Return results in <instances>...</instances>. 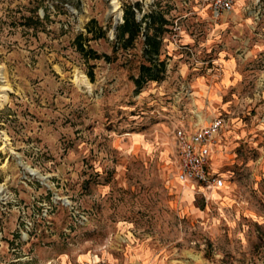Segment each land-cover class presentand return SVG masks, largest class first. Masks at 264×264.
Masks as SVG:
<instances>
[{"label":"rangeland","instance_id":"rangeland-1","mask_svg":"<svg viewBox=\"0 0 264 264\" xmlns=\"http://www.w3.org/2000/svg\"><path fill=\"white\" fill-rule=\"evenodd\" d=\"M112 1L0 0V264H264V0ZM135 3L164 21L140 89L144 35L114 49ZM197 113L223 119L220 188L177 178Z\"/></svg>","mask_w":264,"mask_h":264},{"label":"built area","instance_id":"built-area-1","mask_svg":"<svg viewBox=\"0 0 264 264\" xmlns=\"http://www.w3.org/2000/svg\"><path fill=\"white\" fill-rule=\"evenodd\" d=\"M112 1V0H111ZM215 17L232 11L238 0H204ZM223 125V119L213 117L208 123L193 130L183 126L173 130V140L178 157L179 181L196 182L205 187L220 188L222 178L210 170V150ZM90 264H101L93 261Z\"/></svg>","mask_w":264,"mask_h":264},{"label":"trees","instance_id":"trees-1","mask_svg":"<svg viewBox=\"0 0 264 264\" xmlns=\"http://www.w3.org/2000/svg\"><path fill=\"white\" fill-rule=\"evenodd\" d=\"M135 8H139L138 3L124 9L123 22L115 27L114 49H127L134 44L139 35H144L142 55L145 62L139 65L138 76L133 78L136 88L140 89L148 81H160L163 78L165 64L163 60L159 59L158 55L161 44V25L164 21L161 17L153 15V13L138 21L135 18ZM149 31H152L151 35L148 34ZM76 46L82 53H85V49L83 45L78 43V39ZM93 57L97 58L99 54L94 53ZM103 57H107V55L103 54Z\"/></svg>","mask_w":264,"mask_h":264},{"label":"crops","instance_id":"crops-1","mask_svg":"<svg viewBox=\"0 0 264 264\" xmlns=\"http://www.w3.org/2000/svg\"><path fill=\"white\" fill-rule=\"evenodd\" d=\"M196 84H197L198 90H197L196 95H195L196 96L195 100H196V102H197V104L199 106H202V102H203V100H205L206 95L208 96L210 93L207 91V88L204 86V84L201 83L200 81L196 82ZM194 116L195 117H192V120L190 122H188L187 124L184 123L181 126L187 128V129L193 130V129L197 128V127H200L202 125H205L206 123H208L212 119L210 117H203V113H201V114L200 113H197ZM219 117H221V116H219ZM177 127H179V126H177ZM222 127H223V125H222ZM222 127H221V129H222ZM221 129H220V131H221ZM219 134L220 133H218V135ZM213 147H214V143L211 145V150H210V165L209 166H210V170L211 171H216L213 168V163H212V158L214 156V153H213V149L214 148Z\"/></svg>","mask_w":264,"mask_h":264},{"label":"bare ground","instance_id":"bare-ground-1","mask_svg":"<svg viewBox=\"0 0 264 264\" xmlns=\"http://www.w3.org/2000/svg\"><path fill=\"white\" fill-rule=\"evenodd\" d=\"M112 5L115 6V8H118L119 7V2L118 0H113L112 1ZM0 77H1V74H0ZM4 79V78H1V80ZM0 84H3L1 87H0V102H6L8 100V96H7V92L10 91V88L6 85V82L5 81H0Z\"/></svg>","mask_w":264,"mask_h":264}]
</instances>
